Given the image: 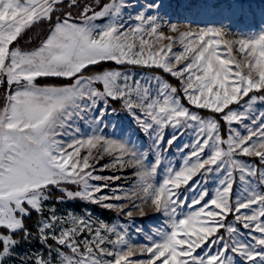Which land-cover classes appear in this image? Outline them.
Instances as JSON below:
<instances>
[{"label": "snow or ice", "instance_id": "snow-or-ice-1", "mask_svg": "<svg viewBox=\"0 0 264 264\" xmlns=\"http://www.w3.org/2000/svg\"><path fill=\"white\" fill-rule=\"evenodd\" d=\"M45 22L38 46H19ZM107 62L162 70L178 86ZM0 85V264H17L30 239L47 255L18 264H264V110L253 111L264 104V0H0ZM181 96L214 115L191 111ZM169 127L168 146L191 132L184 147L192 150L152 183ZM106 156L111 164L100 165ZM97 166L134 167L137 183L105 195L121 177L96 175ZM209 179L210 199L200 190ZM53 189L58 203L87 201L127 222H97L87 211L58 216L46 209ZM149 211L165 217L150 234L135 225ZM33 213L41 216L36 234L25 225Z\"/></svg>", "mask_w": 264, "mask_h": 264}, {"label": "rangeland", "instance_id": "rangeland-1", "mask_svg": "<svg viewBox=\"0 0 264 264\" xmlns=\"http://www.w3.org/2000/svg\"><path fill=\"white\" fill-rule=\"evenodd\" d=\"M93 2L97 3V0H93ZM107 2H109V0ZM140 2L143 3L144 0H140ZM125 19H127V15L125 16ZM98 23L103 24L104 21L101 20V21H98ZM174 50L179 51V46L174 45ZM110 69H119L121 71L130 70L132 73H134L137 76V78H140L142 76L160 75V76H162V78H164L168 82L172 83L174 86H178V81L175 78H173V77H171L165 73L167 75V77H166V75L163 72L162 73L154 72V71L148 70V68H140V67L124 65V66L112 67ZM3 94H4V88H3V91L1 90V95H0L1 101H3ZM257 95H260V94H257ZM181 102L185 106L189 107L191 111L197 112L202 117L207 118V117L212 116V115L202 114L199 112L198 108H195L191 105H188L186 99H184L183 96H181ZM233 107H235V106H233ZM110 108H114V109H117L119 111L120 103L119 102H110ZM261 110H264V104L258 103L257 105H254L253 111L256 115H258L259 111H261ZM126 115L127 114H122V116H121V119L123 120V123H125V124L128 123V120L124 119V117ZM115 119L116 118L114 117L113 120L115 121ZM223 124H224V126L223 127L221 126V134H222V136L226 137L228 126L225 122H223ZM82 128H83V126H82ZM106 132L109 134L112 132L111 125H109ZM172 133H173V129L171 127L167 128L165 130L163 150H161V159L163 160V165L160 167L158 173L149 182L156 183V184L162 183L163 179L166 176V168L174 167L176 170H179L184 164V158L186 156H188V154L192 150L190 147H188V148L184 147L186 144L190 145L192 143L193 137H192L191 132H186L183 136H180V138L177 141H175L171 147H169L167 144V139L170 138ZM142 139H143V143H144L143 151H145V153L147 155L148 150L151 147V140L146 136L142 137ZM155 158H156V152H152L151 156H150V160L154 161ZM243 159L249 160V158H247V157H244ZM251 162L258 163L257 161H255L254 158L251 160ZM110 164H111V158L110 157L106 156L100 160V165H110ZM94 171H95L96 175H100V176H104V177H109V176L121 177V179H119L118 181H108V183L111 185V187L105 190V192H104L105 195H112L113 191L118 186L120 189H122V192L119 193L122 195L124 191H128L129 189H132L137 183V177H136L137 169H135L134 167H131V166L127 167L126 169L108 167L107 169H105L103 171H101L100 166H97ZM199 179L203 180L204 178L199 177ZM98 183H104V181H100ZM237 183H239V182L237 181ZM68 187L70 188V190H73V191L77 190L76 185H71ZM205 187H207V189L210 193V195L208 197V199H210L211 194H213L215 191L216 183H213L212 180L209 179V182L207 183V185L201 183L200 190H203ZM236 192H237V189L234 188L233 199H235ZM60 195H61V193L58 191L57 194H55L53 197L50 198L48 204L46 205V209L54 206L57 210L58 216L64 215L67 212H74L77 215H81L85 211H87L88 213L91 214V218L97 222H99L100 220H103L104 222L108 223L109 225L117 224V223L123 224V223L127 222L126 217H119L118 218L115 212L104 209L99 205L91 204L87 201H82V200L77 199V200L65 201L64 203H58L56 201V197H58ZM190 198L191 197H189V199ZM185 211H187V209H185ZM48 214L49 213L47 211H45V216ZM40 219H41V216L39 215L38 220H40ZM233 219H234L233 216L228 217V221H232ZM164 224H165V217L163 215H157L151 211H149V214L147 217H145L143 219L137 218L135 221V225L137 227L143 226L145 229V232L149 233V234L151 232H153L156 228L162 227ZM29 231L36 234L37 223L33 226V229L29 230ZM222 234H223V232H222ZM17 239H19V237H17ZM138 242L139 243H146L147 241L144 239L143 236H141L139 238ZM48 244L54 245V241L49 240ZM37 251L41 252L44 255H47V247L45 245H43V243L41 241H39L38 239H30L28 242L23 243L20 246L19 256L17 257V264H18L19 259L21 257H23L25 260H27L30 255L36 253ZM65 251H67V250L65 249ZM136 259H137V261L146 260L147 256L146 255L138 256V257H136ZM8 264H12V262L9 261Z\"/></svg>", "mask_w": 264, "mask_h": 264}, {"label": "trees", "instance_id": "trees-1", "mask_svg": "<svg viewBox=\"0 0 264 264\" xmlns=\"http://www.w3.org/2000/svg\"><path fill=\"white\" fill-rule=\"evenodd\" d=\"M107 1L108 0H100L99 2L102 5L103 3H106ZM79 3L81 5L86 4V3H90V4H93V5L96 4L95 2H93V0H79ZM62 7L66 9L67 8V4L65 3ZM71 11L73 12V16L75 18L76 14L78 12V9L74 8V9H71ZM47 27H48L47 26V22H45L44 24L35 25L30 31L25 33L24 38L19 42V46L22 47V48H25V49H32V48L38 46L39 43H40V39H42L44 37V35H45L46 31H47ZM103 67L104 68H112V67H118V65H115L113 62H107V63H105L103 65ZM96 70L97 69L95 67H93V68H90L89 71L90 72H94ZM148 70L162 73V71L159 70V69H148ZM86 74H88V73H86ZM166 77H167V75H166ZM40 79H41V82H43V78H40ZM48 79L51 80V79H59V78H48ZM63 82L67 83L68 81L65 80ZM3 88H4V86L0 85V95H1V90L3 91ZM1 104H2V101H1V98H0V105ZM199 112L202 113V114H205V115H212V116L214 115L209 110H205V109H199ZM215 118L220 121V124L223 127L224 124H223L222 120H220L219 115H216ZM57 193H58V191L53 189L51 197H53ZM38 219H39V215L36 214V213H33L31 218H26L25 219L26 227L29 230H32L33 226L37 223Z\"/></svg>", "mask_w": 264, "mask_h": 264}]
</instances>
